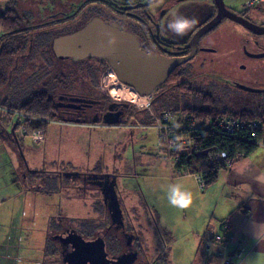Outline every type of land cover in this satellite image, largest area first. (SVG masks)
<instances>
[{
    "label": "rangeland",
    "instance_id": "1",
    "mask_svg": "<svg viewBox=\"0 0 264 264\" xmlns=\"http://www.w3.org/2000/svg\"><path fill=\"white\" fill-rule=\"evenodd\" d=\"M71 1L76 2L78 0H17L15 6H17L18 10H22L25 16L30 12L35 23H40L45 16L54 13L58 14L68 9ZM162 1L158 0L157 2L161 3ZM208 1L197 0L191 5L193 13L199 11L194 17L196 20L195 24H198L202 18L201 11L204 9L205 4H208ZM226 1L237 9L246 8V0ZM8 3L9 0H0V12H4L7 9ZM177 10V7H175V10L172 8L169 13L178 12ZM247 10H252L253 16L259 22L264 21V4L257 9L248 8ZM237 27L239 26H235L231 21L229 26H223L221 30L218 28L212 32L216 39L222 36L226 38L229 52L219 56L216 54L211 55L214 61L213 67H215V63H218L221 67L224 63L225 66L230 68V74L241 73L248 86L264 89V57L253 59L255 61L243 62L241 67V59L238 58L241 55L238 51L241 50L240 48L245 43V40L252 52H264V46H258L253 43L254 37H259L261 41H264V34H253L241 29V27ZM193 30L194 26L188 31V34L190 35ZM185 37H187V34ZM247 38L251 39V41H248ZM218 47L220 52H224L222 44ZM228 54H230V57ZM226 56L228 58H225ZM42 63V60L39 59L37 64L33 66L35 67L34 70ZM62 66L64 68V64ZM51 67L52 70L57 68L55 66ZM32 69V67H26L23 73L19 69L16 70L9 85L0 92V102L4 101L0 109V114L2 112L4 114L1 115L0 119L6 123V128L11 134V137L5 132L4 135L0 134V240L7 239L9 235L12 237V242H21L22 239L25 248H27L26 245L29 247V250L27 248L25 251L42 259L45 257L44 247L46 245L44 246V243L47 245L49 243L50 249L54 250L56 239L54 241L52 236L58 234L59 231L67 230L69 226H72L83 235L90 233L94 235L96 231L103 230L107 220L103 219V206L97 198L98 182H95V178L90 176H73L72 178L65 172H63L64 177L60 178L57 177L58 174L53 172L57 170L63 171L64 169L67 172L75 170L86 171L98 164V158L106 166L114 164V169H118L116 171L122 175L117 181V186L128 228L139 239L135 240V247L141 248L137 263L142 261L144 264H166L167 259V264H202L206 257L203 246L200 251L198 250V254L196 252V261L193 254H184L180 249L172 252L171 250L169 252L164 251L169 257H160L164 253L160 248L162 243H164L162 240L169 235L162 237L159 231V225L163 226L164 224L157 212L158 208H154L153 200L157 204L162 202V200L165 201L164 196L160 200L161 192L172 183L173 179L179 177L180 173H184L186 170L172 165L176 156L167 151V142L162 138L159 128L154 126L157 124L155 118L160 113L149 103V97L147 98L148 107H141L144 104L143 102L135 103L130 101L134 106L132 111L134 112L135 110L136 112H132L135 118L126 117L122 124L114 125V127L108 123L106 124V122H103L104 124L92 122L90 125L80 126L61 120L62 118H57L47 122L45 140L41 139V142H35L29 136H23L21 139L22 129L26 130V122H23L19 114L23 115L25 112L13 108L20 106V102L26 100L31 93L37 91L34 84L30 81L31 77H28V73ZM64 72L68 74L67 70H64ZM198 72L200 74L196 78L195 73H193L194 78L190 77L191 81L203 78L204 74L201 71ZM108 74H106L105 78ZM75 76L72 74L71 78H76ZM105 78V89L109 88L114 98L128 101L124 96H117L113 92L116 87H119L120 83H106ZM185 78L186 80L189 79L187 76ZM121 83L123 84V82ZM217 92L222 95L223 101L231 99L230 97L228 98V95L232 92L231 95L233 96L231 97L241 105L249 104L254 100L264 99V92L257 93L235 89L217 90ZM181 94L183 95L184 91ZM187 95L188 93L185 94V96ZM8 104L11 105L10 109L7 107ZM140 109L144 111L142 113L137 112L141 111ZM15 122L20 125L24 124V127L20 126L18 132L15 133L20 136L19 143L11 132ZM131 132L134 133L135 138L134 146L136 150L134 152H136L134 156H131L133 141ZM143 137L147 140H143ZM143 141L146 142L143 143L144 145L142 144ZM184 151L187 150L178 151V155ZM133 158H136L135 161H133ZM19 163L24 168L25 173L30 169L41 171L38 178H28L30 182L28 185L32 187L40 185L46 188L48 194L44 198L42 193H38L39 197L37 199L33 191L21 192V187L17 183V180L21 182L18 174ZM123 167L125 169L129 167V170L124 171ZM44 170H48V172H42ZM53 186H57V188H52ZM134 189L137 192L133 191ZM144 194L151 201L153 210L146 205L145 201L142 202ZM44 208L47 209L48 215L54 216L47 237L44 231L47 226V216L46 213L45 216L43 214ZM167 208L164 206V211ZM177 215L178 213L174 214L171 210V223L176 222ZM180 217L184 219L181 214ZM50 218L47 219L50 220ZM165 222H167V218H164ZM177 226L181 228L180 225L177 224ZM9 232L12 234H9ZM158 239H161V241L159 242ZM52 245L54 246L52 247ZM47 257L48 264H56L53 255L49 254Z\"/></svg>",
    "mask_w": 264,
    "mask_h": 264
},
{
    "label": "flooded vegetation",
    "instance_id": "2",
    "mask_svg": "<svg viewBox=\"0 0 264 264\" xmlns=\"http://www.w3.org/2000/svg\"><path fill=\"white\" fill-rule=\"evenodd\" d=\"M157 1L158 0H151V2H149V0L71 1L68 9L63 10L58 14L54 13L45 17L43 16L44 18L40 23H46V26L43 28H49L51 31L54 30L59 33V35L53 37L52 48L55 38L82 29L94 18H100L106 23V25L114 27L115 23L122 30L136 35L140 41V47L146 52H157L167 57H176L189 55L193 51V57L178 65L170 73L169 77L155 89L151 96H149V103L153 108V104L162 101L166 102V100L173 101L172 103H175V105L181 108L195 105V96L198 97L202 95V93H211V90L226 91L227 89H235L248 91L245 88L248 85L241 73L235 75L230 74V68L225 66L224 63L222 64V67L221 65L219 66L218 63H215V67H213L214 61L212 60L213 56L211 55L216 54L219 56L220 54L224 55V53L227 54L229 52L227 49L226 38L222 36L219 39H216L212 32L218 28L221 30L223 26H229L231 21L235 26H239L237 28L241 27V29H244L247 32H252L253 34H255V32L227 16H222L220 22L209 31L203 33L194 46V43L192 42L194 34L202 26L212 21L218 14L219 10L215 0H209L208 4H205L204 9L201 8L203 9L201 11L202 18L198 24L194 25L193 32L190 35L187 33V37H185V35L183 37L173 35L167 31L166 25L168 21L174 18L177 14L188 18H194L199 11L193 13L191 5L197 0H163L161 3H158ZM224 1L228 9L255 24L264 26V21L259 22V20L253 16L252 10H247V8L237 9L226 0ZM175 7L178 8V12L169 13V10L172 8L175 10ZM247 40L251 41L249 38H247ZM244 42L245 43H243L240 48L242 52L241 50L238 51L241 53L240 57H238L241 59L240 67L243 65V62L255 61L253 59H256V57H253L250 54L255 52H252L248 48L246 40ZM253 43L258 46H264V41H261L259 37H254ZM221 44L224 52L219 51L218 46ZM229 55L230 54H228V56ZM228 56L225 58H228ZM56 58L63 62V70H67L68 74L66 75L69 77L65 82L66 84L57 90L56 96L54 97V104L52 101L54 106L53 111L58 114L59 118L65 119L71 123L81 121L74 123L80 126L90 125L92 122L103 123L109 121H119V124H122V121L125 120L126 117L135 118V116L132 115V110L134 108L132 103H130V101L114 98L110 89H105L104 87V78L106 74L111 71L117 74L116 68L108 59L100 56H87L80 59L58 56H56ZM198 71H201V73L204 74L203 78H199L200 81L196 79L195 81H191L190 77L194 78L193 73H195V78L199 76L200 72ZM72 74L76 75V78H71ZM185 76L189 79L186 80ZM123 84L132 87L126 83ZM180 84H182V87H178ZM176 91H179L180 96L177 98H169L168 94ZM183 91L184 94L182 95L181 92ZM187 93L188 95L185 96ZM140 110L141 111L137 112L142 113V111H144L143 109ZM133 113H136L135 110ZM112 126L114 127V125ZM132 135L131 156H134L136 152H134V150H136L134 146V133H132ZM135 159L136 158H133V161H135ZM97 160L98 164L86 171L75 170L67 172L65 169L63 171H55L62 177H64L63 172H65L72 178L73 176H90L95 178V182H98L96 191L98 194L97 198L103 206V219L107 221L104 229L96 231L94 235L91 233L87 235L80 234L86 239L103 237L106 243L108 257L111 259L129 251H138L139 259L141 248L135 247V240H139L138 236L135 235L131 244L128 243L129 238L133 233L128 228L126 218L124 216L123 226L114 223L111 210L103 193V186H105L106 181L109 182L114 177L117 179L118 176H120V173L116 171L118 169H114V164L112 166L109 164L106 166L105 163L99 161L98 158ZM122 169L128 171L129 167L126 169L123 167ZM117 191L119 194L118 186ZM71 230L76 229L69 226L67 230L61 231V233L67 235L68 233L66 232ZM58 241L59 244L62 245L61 241ZM71 249V246L65 245L62 254ZM138 259L134 264H144L142 261L137 263Z\"/></svg>",
    "mask_w": 264,
    "mask_h": 264
},
{
    "label": "trees",
    "instance_id": "3",
    "mask_svg": "<svg viewBox=\"0 0 264 264\" xmlns=\"http://www.w3.org/2000/svg\"><path fill=\"white\" fill-rule=\"evenodd\" d=\"M16 1L9 0L7 9L4 12H0V92L9 85L16 70L19 69L23 73L25 72L24 68H33L28 73V77H31L30 81L34 84L37 91L31 93L26 100L20 102V106L13 108L25 112L22 118H26V130L21 134L22 139L23 136L33 138V132L38 130L42 131L45 136L47 122L52 119H61L53 111L54 97L57 90L66 84L65 82L69 77L63 70V62L56 58L52 48L53 37L59 35V33L54 30L51 31L49 28H43L46 26V23H35L30 12L25 16L22 10H18L17 6H15L17 4ZM39 59L43 63L34 70L35 67L33 66L37 64ZM51 66L57 67L56 70H52ZM178 87H182V84ZM231 94L232 92L228 95V98L230 97L231 99L223 101L222 95L216 90H211V93H202L198 97L193 96L196 102L195 105L184 108L178 107L171 100L153 104L155 110L159 113L166 111L181 112L191 115L196 119H210L212 123L210 126L199 124L192 128L190 135L194 142L189 149L191 150L190 152L184 151L178 155V150L174 151L179 157V162L175 167L185 169L186 172L201 174L203 188L217 181L221 168L231 166L226 163L228 158L233 162L239 159L234 158V152L237 149L242 150L246 155L258 148L251 132L243 131L239 135H229L219 131L216 120L221 116L239 117L247 120L260 119L264 122V99L254 100L249 104L241 105L234 101ZM168 96L169 98H177L180 96L179 91L172 92ZM3 102H0V109ZM7 107L10 109L11 105L8 104ZM2 114L4 113L0 114V118ZM0 121V133L4 135V132H7L6 134L11 137L6 128V123L2 119ZM18 121L20 123V119ZM14 126L15 133H17L20 124L15 122ZM16 139L19 143L20 136L16 135ZM221 149L228 151V158L209 159V153L220 151ZM42 172L48 171L44 170ZM39 173H41L39 170H29L26 174L31 178H38ZM54 187L56 186L52 188ZM31 188L38 187L35 185ZM55 242L54 250H51L48 245V253L54 256L56 264H64L62 259L64 246L60 245L58 240Z\"/></svg>",
    "mask_w": 264,
    "mask_h": 264
},
{
    "label": "crops",
    "instance_id": "4",
    "mask_svg": "<svg viewBox=\"0 0 264 264\" xmlns=\"http://www.w3.org/2000/svg\"><path fill=\"white\" fill-rule=\"evenodd\" d=\"M118 124L111 123L110 125ZM45 139L46 135L44 136ZM143 140L146 141L147 139L143 137ZM145 141L142 144L146 143ZM142 144L140 145L142 146ZM26 173L19 163L18 174L21 182L17 180V183L21 187V192L33 191L37 199L38 193H42L44 198L48 194L47 189L40 185H37L38 188H31L32 186L28 185L30 176ZM180 174L169 185L179 184L182 190L191 193V202L187 208H176L168 203V187L161 192L160 200L164 196L165 201L162 200L157 204L153 200L154 208H158L157 212L164 224L160 226L157 223L159 231L162 237L169 235L162 240L164 243L160 246L161 250L163 252L171 250L172 252L180 249L184 254H193L196 261V252L198 254L203 246L206 257L202 264H219L223 257L234 251L236 240H239L243 242L245 247L241 264H264V242H260L254 237V225L264 224V185L255 181L258 175L264 176V148L258 147L250 154L235 160L231 166L221 168L217 181L205 188L202 187V181L197 178L194 172H181ZM121 176H118L117 181ZM57 177L63 178L59 175ZM133 191L137 192L135 189ZM142 193L144 192L142 191ZM144 201L150 209H154L145 194L142 202ZM164 206L168 207L166 211H164ZM171 210L174 214L178 213L177 217H179L178 219L176 217V222L172 223L170 220ZM45 213L47 226L44 231L47 237L54 216L48 215L47 209L44 208V216ZM123 213L126 218L125 212ZM180 214L184 216V219L180 217ZM164 218H167L165 223ZM226 223H228L229 228L225 227ZM258 227L260 229L258 236L264 238V225ZM9 234L12 233L9 232ZM218 236H221L222 239L218 240ZM11 239L12 237L9 235L7 239L0 240V264H48L49 261L46 256L49 255V243L48 245L44 243V246L46 245L44 247L45 257L41 259L39 256H32L25 251L27 248L29 250V247L26 245L27 248H25L22 239L21 242H12ZM207 239L212 240L208 249L205 247ZM158 241L160 242L161 239ZM165 252L160 257H169Z\"/></svg>",
    "mask_w": 264,
    "mask_h": 264
},
{
    "label": "water",
    "instance_id": "5",
    "mask_svg": "<svg viewBox=\"0 0 264 264\" xmlns=\"http://www.w3.org/2000/svg\"><path fill=\"white\" fill-rule=\"evenodd\" d=\"M215 2L218 6V14L194 34L192 38L194 46L203 33L220 22L222 16L229 17L257 34H264V26L255 24L228 9L224 0H215ZM113 37H115L116 42L110 44L109 40ZM53 50L58 57L80 59L87 56H100L108 59L116 68L118 78L123 83L134 87L142 95H151L178 65L193 57V51L189 55L176 57H167L157 52H146L140 47V41L136 35L122 30L115 23L114 27L106 25L100 18H94L82 29L55 38ZM250 54L256 58L264 57V52ZM245 88L251 92H264V89L260 88L250 86ZM107 123H119V121ZM11 132L16 138L15 126ZM103 193L114 223L123 226L124 214L115 177L109 182L106 181L105 186H103ZM66 233L68 234L58 233L54 235V239L60 240L62 245L72 248L63 253L65 264H134L138 259V251H129L111 259L108 257L103 237L86 239L76 230ZM134 236L132 234L129 238V244H131Z\"/></svg>",
    "mask_w": 264,
    "mask_h": 264
},
{
    "label": "built area",
    "instance_id": "6",
    "mask_svg": "<svg viewBox=\"0 0 264 264\" xmlns=\"http://www.w3.org/2000/svg\"><path fill=\"white\" fill-rule=\"evenodd\" d=\"M264 4V0H246L245 6L246 8L257 9L260 5ZM147 98L151 95H145ZM20 117L22 115L19 114ZM23 122H26V118H22ZM155 127L159 128V132L162 135V138L167 142V151L176 156V159L173 160L174 166H177L179 157L176 155L174 151L181 150H189L193 145V138L190 135L192 128L196 127L199 124H204L210 126L212 123L210 119H196L191 115H187L186 113L181 112H171L166 111L162 112L155 118ZM216 124L218 125L219 131L229 135H239L243 131L251 132L252 136L255 138V143L258 147L264 148V123L260 119L247 120L239 117H231V116H221L216 120ZM22 128L24 124L20 125ZM24 132V128L22 129V133ZM44 138V133L40 130L35 131L33 134V139L35 141H41ZM171 155V156H172ZM229 153L225 149H221L220 151H216L213 153H209V159H226L229 156ZM245 155V153L237 149L234 152V158H240ZM232 160L230 158L227 159V165H232ZM196 174L197 178L201 180V174ZM226 228H229L228 223L225 224ZM222 239L221 236H218V240ZM212 240H208L205 242V247L208 249ZM206 249V250H207ZM245 247L243 242L236 240V246L234 251L226 257H223L222 261L219 264H241L244 256Z\"/></svg>",
    "mask_w": 264,
    "mask_h": 264
},
{
    "label": "clouds",
    "instance_id": "7",
    "mask_svg": "<svg viewBox=\"0 0 264 264\" xmlns=\"http://www.w3.org/2000/svg\"><path fill=\"white\" fill-rule=\"evenodd\" d=\"M151 2V0H149ZM195 18H188L182 15L177 14L168 21L166 25V29L168 32L172 33L177 37H183L188 33V31L195 25ZM116 42L115 37L109 40L110 44H114ZM141 107H148V102H145ZM255 181L258 184L264 185V176L258 175L255 178ZM167 199L168 203L176 208L184 209L187 208L191 202V193L188 191L182 190L179 184H171L167 189ZM259 225L264 224H256L254 225V237L260 241L264 242V238L258 236V232L260 231Z\"/></svg>",
    "mask_w": 264,
    "mask_h": 264
},
{
    "label": "bare ground",
    "instance_id": "8",
    "mask_svg": "<svg viewBox=\"0 0 264 264\" xmlns=\"http://www.w3.org/2000/svg\"><path fill=\"white\" fill-rule=\"evenodd\" d=\"M106 83H120L119 87L114 89V94L117 96H124L126 100L135 102V103H145L147 102V97L145 95L140 94L136 89L129 87L127 85H123L119 80L117 74L113 71L109 73V75L105 78Z\"/></svg>",
    "mask_w": 264,
    "mask_h": 264
}]
</instances>
